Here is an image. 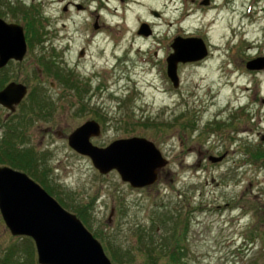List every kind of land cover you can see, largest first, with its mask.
Returning <instances> with one entry per match:
<instances>
[{
    "label": "rangeland",
    "instance_id": "obj_1",
    "mask_svg": "<svg viewBox=\"0 0 264 264\" xmlns=\"http://www.w3.org/2000/svg\"><path fill=\"white\" fill-rule=\"evenodd\" d=\"M12 1L0 15L24 25L29 48L0 77L29 94L14 112L0 105V157L22 153L34 175L0 165L76 214L114 264H146L152 244L168 250L159 264H264V69L247 67L264 57V0ZM176 36L209 48L179 63L178 87L167 73ZM90 119L102 126L97 146L153 141L169 160L159 180L133 188L101 174L68 141ZM28 242L0 212V264L14 245L27 256Z\"/></svg>",
    "mask_w": 264,
    "mask_h": 264
},
{
    "label": "water",
    "instance_id": "obj_2",
    "mask_svg": "<svg viewBox=\"0 0 264 264\" xmlns=\"http://www.w3.org/2000/svg\"><path fill=\"white\" fill-rule=\"evenodd\" d=\"M139 32L151 33L147 24ZM172 48L167 72L178 87L179 63L202 60L208 56L209 48L199 37H176ZM27 50L24 27L0 18V69L12 59L22 61ZM247 67L264 69V57L248 62ZM27 93L25 84L11 82L0 90V104L14 112ZM101 134L100 123L88 120L69 136V145L89 156L101 174L116 170L133 188H144L155 184L160 171L169 164L155 143L145 137L121 138L100 147L92 138ZM0 212L13 235L34 240L39 264H114L76 214L66 210L27 173L9 166H0Z\"/></svg>",
    "mask_w": 264,
    "mask_h": 264
},
{
    "label": "trees",
    "instance_id": "obj_3",
    "mask_svg": "<svg viewBox=\"0 0 264 264\" xmlns=\"http://www.w3.org/2000/svg\"><path fill=\"white\" fill-rule=\"evenodd\" d=\"M56 76L60 77L58 72L55 73ZM63 80V78H62ZM7 81V78L5 76L0 77V90L5 86V83ZM15 150V149H14ZM3 156L0 157V163L1 164H9L10 166H13L15 168L27 171L29 173H31L32 175H34V172L31 171L30 169L34 170V167H31L32 165H29L30 162L33 161H29V163H27L24 158L27 159L26 156H24L22 153H17L16 155H14V153L8 149L3 150V153L1 154ZM25 161V162H24ZM23 164H27V165H23ZM44 183V181H43ZM176 234H173V237H176ZM178 237V236H177ZM26 239L30 242H28V254L27 256L25 255L24 257L22 256H14V253L17 249V246L14 245L12 247H10L8 249V253H6V257L2 260L1 264H11L12 259H13V264H38L36 262L35 259V248H34V244L31 238L26 237ZM164 248H165V252H168V250L166 249V247H163L162 249H156V247L152 245H145V247L143 248L144 253L146 254L148 261L146 264H159V259L161 258V255L158 257L157 254L164 252ZM175 249H181L180 247L175 246ZM12 258V259H11ZM180 259H182V256L179 257ZM176 259V258H175ZM183 261V260H182ZM180 261V260H175L176 264H185V261ZM165 264H171V263H165Z\"/></svg>",
    "mask_w": 264,
    "mask_h": 264
},
{
    "label": "flooded vegetation",
    "instance_id": "obj_4",
    "mask_svg": "<svg viewBox=\"0 0 264 264\" xmlns=\"http://www.w3.org/2000/svg\"><path fill=\"white\" fill-rule=\"evenodd\" d=\"M12 1V0H11ZM13 2V1H12ZM70 3H73L75 6H76V3L74 2V1H71V2H68L66 5H64V9H65V11H67L68 9H69V7H68V5L70 4ZM0 18H2V16L0 15ZM8 23H16V24H19V23H17V22H10V21H7ZM20 25V24H19ZM24 26V25H23ZM24 31H25V36H26V40H27V48H29V38H28V35H27V30L25 29V27H24ZM27 53H28V50H27ZM84 53H85V49H82V51L80 52V54L81 55H84ZM27 55V54H26ZM26 57V56H25ZM25 59V58H24ZM23 59V60H24ZM22 60V61H23ZM22 61H17V60H10L9 61V63L10 62H22ZM9 65V64H8ZM4 69V68H3ZM3 69H0V74H1V71L3 70ZM28 94H29V89H28ZM21 104V103H20ZM19 104V105H20ZM90 120H93V119H90Z\"/></svg>",
    "mask_w": 264,
    "mask_h": 264
}]
</instances>
